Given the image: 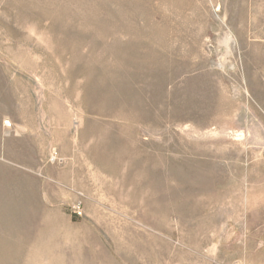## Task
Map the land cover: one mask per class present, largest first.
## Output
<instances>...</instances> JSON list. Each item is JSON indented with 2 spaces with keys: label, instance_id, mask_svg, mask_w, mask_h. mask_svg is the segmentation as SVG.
<instances>
[{
  "label": "rangeland",
  "instance_id": "rangeland-1",
  "mask_svg": "<svg viewBox=\"0 0 264 264\" xmlns=\"http://www.w3.org/2000/svg\"><path fill=\"white\" fill-rule=\"evenodd\" d=\"M0 264H264V0H0Z\"/></svg>",
  "mask_w": 264,
  "mask_h": 264
},
{
  "label": "built area",
  "instance_id": "built-area-1",
  "mask_svg": "<svg viewBox=\"0 0 264 264\" xmlns=\"http://www.w3.org/2000/svg\"><path fill=\"white\" fill-rule=\"evenodd\" d=\"M78 213L81 214V208H80V207H79V209H78Z\"/></svg>",
  "mask_w": 264,
  "mask_h": 264
}]
</instances>
